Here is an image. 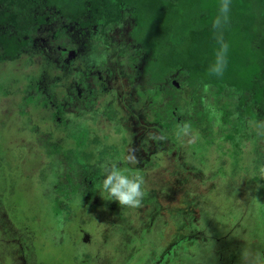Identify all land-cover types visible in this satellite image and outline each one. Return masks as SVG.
<instances>
[{
  "label": "rangeland",
  "instance_id": "1",
  "mask_svg": "<svg viewBox=\"0 0 264 264\" xmlns=\"http://www.w3.org/2000/svg\"><path fill=\"white\" fill-rule=\"evenodd\" d=\"M130 25L102 49L98 29L50 21L24 37L23 57L0 61V264H170L179 254L176 264H223L201 253L239 241L264 264V121L229 108L230 121L204 139L186 102L156 115L143 58L133 67L126 47L114 48ZM59 32L73 45L65 59ZM90 70L99 77L83 76ZM113 166L143 177L142 219L101 196ZM53 183L78 204L67 217L78 214L85 236L59 229L63 207L46 198Z\"/></svg>",
  "mask_w": 264,
  "mask_h": 264
},
{
  "label": "trees",
  "instance_id": "2",
  "mask_svg": "<svg viewBox=\"0 0 264 264\" xmlns=\"http://www.w3.org/2000/svg\"><path fill=\"white\" fill-rule=\"evenodd\" d=\"M221 2L0 0V61L23 57L21 54L27 45L24 37L50 21L59 20L76 23L80 28L98 29L103 49L109 45V38L116 36L117 25L130 19L131 25L126 33L129 40H123L126 55L132 57L133 67L143 58L140 72L142 80L151 87L148 93L154 99L156 115L171 116V111L184 101L190 110L187 113L189 121L199 128L202 138L209 139L215 126L218 127L220 122L226 125L230 121L229 108L236 110L243 122L246 119L264 121V0H229L227 18H221L219 26L214 27V21L220 16ZM61 38L63 36L59 32L54 43L60 44ZM60 45L64 46L65 42ZM66 47L73 49L70 42ZM120 47H114L116 54ZM215 64L223 66L222 74L211 71ZM168 77H173L178 87ZM160 83H164L161 90L156 87ZM233 93L237 100L231 107L223 101V97L233 96ZM99 117L102 124V116ZM233 145L236 146V143ZM65 175L64 170L58 176L62 184ZM54 184L50 186L46 198L51 201L54 198L63 207L65 215L56 218L59 229L64 234L69 231L73 238L81 234L85 236V230L75 222L78 214L67 217L70 210L77 211L78 204L66 201L58 192L63 190L54 188ZM113 203L121 206L115 201ZM141 204L134 208H139L135 211L142 219L144 208ZM225 245L207 246L201 258L205 262V252H209L216 261L230 264L238 254L240 256L243 243ZM147 246L153 247L154 243L148 242ZM181 256L177 255L170 264H176Z\"/></svg>",
  "mask_w": 264,
  "mask_h": 264
},
{
  "label": "clouds",
  "instance_id": "3",
  "mask_svg": "<svg viewBox=\"0 0 264 264\" xmlns=\"http://www.w3.org/2000/svg\"><path fill=\"white\" fill-rule=\"evenodd\" d=\"M229 11V0H222L219 6L220 16L214 21V27L219 26L221 18L226 19ZM212 72L222 74L223 66L213 65ZM143 177L128 168L113 166L106 169L99 184V192L107 200H114L119 205L135 207L143 196Z\"/></svg>",
  "mask_w": 264,
  "mask_h": 264
},
{
  "label": "flooded vegetation",
  "instance_id": "4",
  "mask_svg": "<svg viewBox=\"0 0 264 264\" xmlns=\"http://www.w3.org/2000/svg\"><path fill=\"white\" fill-rule=\"evenodd\" d=\"M79 29H80V31L81 32H83L84 30H87V28H80V26H79ZM90 31H92L93 32V30H90ZM98 35H99V33H98ZM111 37H114V36H111ZM110 37V38H111ZM109 38V39H110ZM115 38H119V36L117 35ZM125 38V37H124ZM122 39V40H119L118 42H121V43H119L120 45H121V47L120 48H118L117 49V51L119 50H124L125 49V44H124V41L123 40H126V39ZM96 39H95V37L94 36H89V42H88V44L90 43H95L96 41H95ZM127 40H129V39H127ZM126 40V41H127ZM95 41V42H94ZM98 42V44H100V45H98L99 47L101 46V40H100V42L99 41H97ZM72 43V42H71ZM66 44L67 43H65V45L64 46H59L60 47V54H61V57H62V59L64 58H66V55L69 53V51H72V50H69L67 47H66ZM103 47H105V46H103ZM108 47H109V45H108ZM72 49V48H71ZM58 70V69H57ZM90 72L91 73H89V74H86L85 72L83 73V76H89V77H91V78H93V79H97L99 76L97 75V74H94V73H92V70H90ZM82 75V74H81ZM261 175H264V173H261ZM262 186H264V183H262ZM244 246V245H243ZM245 250H244V247H243V251L241 252V254H240V256H239V254H238V257L237 258H234V259H232V261L230 262V264H233V263H235V264H258V263H256L257 261H255V259H254V255L251 253V255H250V253L249 252H247L246 253V251L244 252ZM248 255H250L249 257H247ZM233 260H234V262H233ZM88 264V263H87Z\"/></svg>",
  "mask_w": 264,
  "mask_h": 264
}]
</instances>
